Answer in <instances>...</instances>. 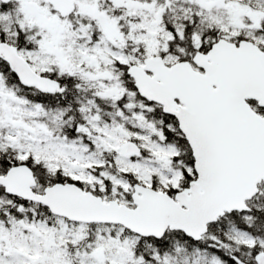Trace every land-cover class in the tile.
Listing matches in <instances>:
<instances>
[{
  "label": "snow or ice",
  "instance_id": "obj_1",
  "mask_svg": "<svg viewBox=\"0 0 264 264\" xmlns=\"http://www.w3.org/2000/svg\"><path fill=\"white\" fill-rule=\"evenodd\" d=\"M0 264H264V0H0Z\"/></svg>",
  "mask_w": 264,
  "mask_h": 264
}]
</instances>
